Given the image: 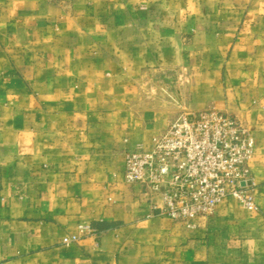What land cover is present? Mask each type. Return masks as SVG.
Masks as SVG:
<instances>
[{
	"label": "crops",
	"instance_id": "obj_1",
	"mask_svg": "<svg viewBox=\"0 0 264 264\" xmlns=\"http://www.w3.org/2000/svg\"><path fill=\"white\" fill-rule=\"evenodd\" d=\"M180 103L250 129L258 210L125 180ZM0 264H264V0H0Z\"/></svg>",
	"mask_w": 264,
	"mask_h": 264
},
{
	"label": "built area",
	"instance_id": "obj_2",
	"mask_svg": "<svg viewBox=\"0 0 264 264\" xmlns=\"http://www.w3.org/2000/svg\"><path fill=\"white\" fill-rule=\"evenodd\" d=\"M179 108L178 116L153 138L150 150L125 152V180L161 196L160 214L189 227L198 216L213 214L228 197L258 210L250 166L256 139L250 129L229 111L190 110L183 103ZM79 238L66 236L64 243Z\"/></svg>",
	"mask_w": 264,
	"mask_h": 264
},
{
	"label": "rangeland",
	"instance_id": "obj_3",
	"mask_svg": "<svg viewBox=\"0 0 264 264\" xmlns=\"http://www.w3.org/2000/svg\"><path fill=\"white\" fill-rule=\"evenodd\" d=\"M252 192H253V190H252ZM254 193V192H253Z\"/></svg>",
	"mask_w": 264,
	"mask_h": 264
},
{
	"label": "water",
	"instance_id": "obj_4",
	"mask_svg": "<svg viewBox=\"0 0 264 264\" xmlns=\"http://www.w3.org/2000/svg\"><path fill=\"white\" fill-rule=\"evenodd\" d=\"M244 184V183H243Z\"/></svg>",
	"mask_w": 264,
	"mask_h": 264
}]
</instances>
